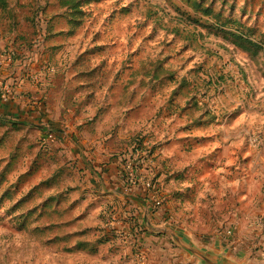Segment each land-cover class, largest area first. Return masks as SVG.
Returning <instances> with one entry per match:
<instances>
[{
  "label": "rangeland",
  "instance_id": "obj_1",
  "mask_svg": "<svg viewBox=\"0 0 264 264\" xmlns=\"http://www.w3.org/2000/svg\"><path fill=\"white\" fill-rule=\"evenodd\" d=\"M7 1L16 22L8 27L0 11V58L30 49L41 28L39 53L57 78L51 89L23 84L10 103L0 101V264L72 263L73 257L57 260L54 238L64 237L77 215L90 235L107 238V249L122 246L109 227L110 215L122 211L118 200L85 171L96 151H110L117 161L144 152L151 163L137 170L142 184L108 182L107 163L98 172L107 189L146 195L155 222L168 218L198 242L221 236L241 260L246 254L263 260L257 221L264 218V40L257 55L244 52L226 31L189 19L182 0H97L73 36L56 0ZM241 6L237 15L264 32V0L249 3V14ZM220 7L229 14V0ZM145 62H161L176 73L175 82L147 89L137 78L129 86ZM205 109L213 122L194 124ZM145 183L155 185V194ZM181 190L186 196L179 200ZM154 196L160 205H152ZM172 198L179 209L167 208Z\"/></svg>",
  "mask_w": 264,
  "mask_h": 264
},
{
  "label": "trees",
  "instance_id": "obj_2",
  "mask_svg": "<svg viewBox=\"0 0 264 264\" xmlns=\"http://www.w3.org/2000/svg\"><path fill=\"white\" fill-rule=\"evenodd\" d=\"M37 1L38 0H35L36 4H37ZM95 1L97 0H56V4L61 10V13L59 16L63 18L65 21V24L67 27L66 34L68 36H73L75 34L76 29L81 26L80 25L82 22L81 17H83L89 12L87 11V8H89V6ZM182 1L185 4H187V6H189L191 10V13H187V17L189 19L193 20L194 22H198V23H200L202 19H206L205 24H207L208 26L216 27V28H219L220 30L226 31L228 39H230L231 42L235 46H237L239 49H241L242 51L252 52V54L257 55L256 51L263 49V46L260 40H264V32H262L261 29H258L259 26L257 25H250L249 21L244 22L242 20V16L244 15H240V16L237 15L236 9L238 6H241L237 0H229V14H226L224 7L216 8V3H218L220 0H182ZM221 1L223 3L225 2V0H221ZM252 1L253 0L245 1V3H243V5L240 7L242 11L241 14H244L245 11L246 12L248 11L249 3H251ZM0 11L6 14L10 13V11L13 12L11 9L8 8L7 0H0ZM13 13H14V17L12 15V18L7 16L6 14L4 15V20H6L8 27L10 24L16 22L15 12ZM249 13H251V10L248 11V14ZM36 15H37V12H36ZM40 29L41 28H38V33L34 37L33 42H32L33 44L30 49H27V51H22V53L17 52V51L16 53H13L12 51L7 52V53L13 54L12 56H13L14 64L16 62H21L20 64H18L20 66L25 59H28L29 54L32 53L36 49V47H38V51H39V47L42 45V42H43L42 36L39 37ZM47 32H48V25L47 27L45 25L44 29L42 27L43 36L44 34H46V36H49ZM46 39L45 37L43 38L44 41ZM262 54L264 56V53ZM14 58H19L20 61H15ZM175 77H177L176 73L170 69L164 68L161 62H145L141 65L140 68L138 67L132 72L131 78L128 81V85L133 86L137 82L136 79L141 78L143 80H146L145 82L141 81L140 83L141 86L147 89H155L158 85H161L163 87L164 85L175 82ZM178 82H179L178 87L179 86L183 87V85H185L183 79L178 80ZM47 86L48 85H46V87ZM171 92H172L171 95H175L177 93V90L173 89ZM172 100L173 99H171L170 97V102ZM171 106L175 107L176 109H179L178 106L173 105L172 102H171ZM192 107H193V112L199 108L196 103L193 104ZM183 110L184 108L180 109V112ZM176 113H179V112H176ZM201 115L202 117L200 118V121L193 120L194 124L200 125L204 121H207V120H209L208 123H212L213 120L215 119V117L210 113L208 109L203 110ZM187 119L189 120L188 116H187ZM184 128L189 129V126L184 127ZM130 156L131 154L127 153V155H125L123 159H120L119 161V167H121V175H123L124 180H125V176H124V170L122 168V165H123L122 162L125 163ZM160 175H161V172L158 173V176ZM95 176L98 179L101 178L98 174H96ZM124 184L126 183L124 182ZM177 197L179 198V200H182L180 196H177ZM125 202H127L128 204L131 203L129 200ZM128 213L129 215H128V218L125 220V222L127 223V227L130 228L132 234L135 235L137 232L147 233L148 231H146L144 228L140 226L139 218H137V216L135 215V211L133 207L130 209ZM36 228L37 227H35L34 230H37ZM84 232L86 231L84 230L80 232L79 234H83ZM68 236H72V235L71 234L65 235V237H63V240H65L66 242H69L70 240L67 239ZM106 241H107V238L105 239V238H102L101 236L100 238L96 239L95 243L102 244ZM90 245H91L90 242L80 239V240H77L72 246L65 247L64 250L72 251L76 249L78 250L88 249L89 251H95V249H89ZM138 248H140V244L139 245L135 244V250Z\"/></svg>",
  "mask_w": 264,
  "mask_h": 264
},
{
  "label": "crops",
  "instance_id": "obj_3",
  "mask_svg": "<svg viewBox=\"0 0 264 264\" xmlns=\"http://www.w3.org/2000/svg\"><path fill=\"white\" fill-rule=\"evenodd\" d=\"M54 38V37H52ZM62 39V37L60 38ZM46 43H44L45 45L51 46L53 40L50 38L46 39ZM57 46V45H55ZM49 48V47H48ZM49 52H52V56H54L53 54V48L50 51L49 48ZM45 53L44 52H40L38 51V56L34 59V63H33V67L34 66H38L39 63H41L43 60H45ZM48 58V57H46ZM53 59V58H52ZM55 75V74H54ZM52 75L53 77L49 80L48 82V86L46 87L47 89H51L54 86V83L56 81L57 76ZM54 78V79H53ZM51 83V84H50ZM72 154H74V151H72ZM109 154V155H108ZM95 157L93 160H91V166L90 165H85V171L90 172L92 177L95 178L99 183H101L102 189L104 191H106V194L108 195V197H112L114 199H117V203L121 206V202H125L127 200H129L131 203L128 204L127 202L126 205L129 208H134L135 211V215L137 216V218H139V222L141 220V212H142V208L140 203H138L137 201L125 198V197H121L120 195H123L124 193H127L128 190L125 189H113L112 187L110 189H107L108 187L105 186V183L102 181L104 179V175L102 176L101 173L98 172V170H100V165L102 166L101 169L105 166V164L107 163V173H106V169H105V177L109 178L110 181L115 182L117 184H120L122 181V184H124V177L123 175H121V167H119V161H117L116 159L112 158L113 153H111L110 151H96L94 153ZM76 157L81 156L82 161L86 159L85 157V152H80L78 151V153L75 155ZM75 158V157H74ZM100 160H106V161H100ZM104 163V164H103ZM84 165V164H83ZM93 173H92V172ZM113 171H117V173L119 174V176H115ZM98 174L101 178L98 179L95 175ZM107 178L108 182L109 179ZM141 180V179H140ZM126 181V180H125ZM177 182H180L177 181ZM142 184V183H139ZM125 185V184H124ZM133 186V185H131ZM141 185H137L136 187H139ZM127 187H130L127 185ZM134 187V186H133ZM183 193H179L177 196H180L181 194H183L181 197V199H184V197L186 196L185 191L181 190ZM130 194H134V195H138L137 193H133L132 191L130 192ZM140 197V196H138ZM146 197V195H143L140 198ZM149 202V198H144ZM74 203H72L73 206ZM180 201L176 202L175 199H171L169 200V202L167 203V208H177V205H180ZM184 204V203H183ZM129 208V209H130ZM227 215H229V208L226 209L225 211H223L222 213L219 214L220 217L224 218ZM155 218L154 214H152V211H150V221L153 225H159V224H163L165 222L172 224V225H177L178 223H174V222H170V219H165L162 222H155ZM238 220L244 221L245 224L249 223V219H243V217H241L240 215L237 216ZM73 226L71 229H68L66 235L71 234L72 236H68L67 239H69L71 242V244H69L68 246L65 247H70L72 246L77 240H86L88 242L91 243V245L89 246V249H95V251H89L88 249L86 250H72V251H65L63 247V245L60 244V241L63 240V237H61L60 235H56L54 240L56 241V247L58 249L57 252V260L63 261V260H67L70 257H73L75 260L70 263V264H135V258H134V252H135V244L142 246L143 248L147 249V251L150 253V257H149V264H188L186 263L185 259H184V254L182 252V250H180L176 245H174V243H172V241L164 234H154L151 231L145 229L146 232H137L135 235L132 234V238H131V232L127 231L129 238L127 240L126 243L122 244L121 247L116 246L113 250L112 249H107L106 244L102 243V244H96L95 241L96 239L100 238L101 236L98 235L96 236L95 233L94 234H89L93 229L91 227H85L83 225V221H82V217H79V215H77L76 217H74L73 219ZM174 223V224H173ZM179 227L184 228L188 233H190L192 236H194V238L196 239V241L198 242L196 235L191 229L186 228L184 226L181 225H177ZM86 231L83 234H79L82 231ZM261 231V230H260ZM217 235V234H216ZM65 237V236H64ZM215 238H219L220 243L223 247L229 246V244H227L225 246V244L223 243V238L221 236H215ZM214 239L212 240L213 243ZM113 240H116L113 238ZM117 241V240H116ZM205 240H202V242ZM208 242V241H205ZM117 243L119 244V242L117 241ZM224 244V245H223ZM232 244V243H231ZM232 247V252L234 251L233 246ZM176 252H178V255L176 254ZM234 255L236 256V258L238 260H241L240 258H238L237 254H235V252H233ZM247 256H249V262L248 264H262V260H259L258 258H254L252 257V254H246V256L243 259H245ZM113 257H115V259H113ZM107 261V262H106Z\"/></svg>",
  "mask_w": 264,
  "mask_h": 264
},
{
  "label": "built area",
  "instance_id": "obj_4",
  "mask_svg": "<svg viewBox=\"0 0 264 264\" xmlns=\"http://www.w3.org/2000/svg\"><path fill=\"white\" fill-rule=\"evenodd\" d=\"M12 53H6L0 59V101L3 103H10L14 98L12 95L13 90L20 88L25 84V88L28 86L34 87H45L48 85V80L53 73V69L50 65L43 61L39 63L38 66H32L34 59L38 56V47L29 54L28 59H25L22 64L21 62H16L14 64ZM28 85V86H27ZM131 156L125 162V165H122L124 170L125 180L124 182L128 185H135L142 183L139 177L137 176V170L145 163L150 164V161H146V157L141 151H131ZM147 190L152 194H155L156 188L155 185H149L145 183ZM155 200L152 199V205H160L159 197L154 196ZM121 213L117 215L115 213L110 215L109 227L111 228L112 238L119 240L121 244L127 242L129 235L127 231H130V228L127 227L125 220L128 218L129 211L125 202H121ZM117 219L120 220V223ZM261 227L260 231V245L261 249L264 251V218H261L257 221ZM132 238V232H131ZM135 264H149V256L142 250L136 249L134 252ZM264 264V259L262 260Z\"/></svg>",
  "mask_w": 264,
  "mask_h": 264
},
{
  "label": "water",
  "instance_id": "obj_5",
  "mask_svg": "<svg viewBox=\"0 0 264 264\" xmlns=\"http://www.w3.org/2000/svg\"><path fill=\"white\" fill-rule=\"evenodd\" d=\"M140 203L142 212L140 226L154 234L166 235L174 245L184 254V259L188 264H248L249 256L243 260H238L232 252V247H223L219 238H215L213 243L197 242L194 236L184 228L172 225L167 222L153 225L150 221V203L134 194L124 193L120 195Z\"/></svg>",
  "mask_w": 264,
  "mask_h": 264
}]
</instances>
